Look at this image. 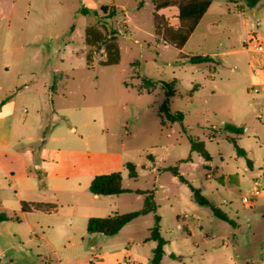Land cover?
<instances>
[{
  "label": "rangeland",
  "instance_id": "374dc122",
  "mask_svg": "<svg viewBox=\"0 0 264 264\" xmlns=\"http://www.w3.org/2000/svg\"><path fill=\"white\" fill-rule=\"evenodd\" d=\"M112 3L116 15L102 19L101 8ZM215 6L217 14L210 13L180 50L157 40L152 0H0V213H13L9 205L17 202L11 173L37 176L42 139L53 134L95 138L97 148L124 153L139 174L126 175L124 186L153 193L158 205L156 214L113 237L88 234L83 224L65 240L61 231L80 220L64 218L59 227L56 216L44 215L55 227L47 237L53 248L34 235L28 242L24 224L9 229L0 223V264H150L155 215L168 241L162 264H229L232 258L264 264V199L252 208L242 200L264 170V92H252L258 88L249 79L256 55L244 46L248 38L264 37V3L251 8L246 0H217ZM98 22L117 33L118 64L104 65L103 51L88 59L85 31ZM197 56L212 61L189 60ZM149 82L154 88L147 91ZM163 106L182 114V122L163 125ZM190 138L205 143L210 163L192 151ZM229 139L247 152L251 167ZM174 167L229 221L198 204L188 185L168 171ZM18 193L46 197L61 204L62 213L82 203L46 185ZM144 198L133 192L116 206L120 213L138 211ZM16 230L21 243L12 236Z\"/></svg>",
  "mask_w": 264,
  "mask_h": 264
},
{
  "label": "crops",
  "instance_id": "0c3cea01",
  "mask_svg": "<svg viewBox=\"0 0 264 264\" xmlns=\"http://www.w3.org/2000/svg\"><path fill=\"white\" fill-rule=\"evenodd\" d=\"M235 1L237 0H233V1L230 0V2H235ZM216 3L217 0H215L212 3L208 12L202 18L200 24L210 13L217 14V12L219 11L217 7L219 6H215ZM262 3H264V0H260L257 3V5H255V7H258ZM112 7L117 8V5L112 3ZM239 10L245 12L246 8L242 6L240 7ZM165 12H167V15L163 14ZM159 14L163 15L168 20L170 17L173 18L176 24L173 25L171 24L172 22L169 21L171 22L170 24L174 27L178 26L179 10L177 7H169L166 9H162L159 11ZM200 24L198 26H200ZM255 60H256V64L252 67V72H250L249 74V79L252 81V83H254L255 86H258V88H264V71L260 69V63L257 59V56ZM7 69L8 67L4 68L5 71H7ZM262 92H264V90H262L258 94V97L261 96ZM262 98H264V95L261 96V99L259 101L260 103L263 101ZM2 106H5V104L3 103ZM2 106L0 108H2ZM42 140L43 143H45V145L40 150V165L38 168L39 174L37 176H31L30 174H26L17 177L13 175V173H11L12 177L10 178L9 182L12 184V186L17 192L16 193L17 202L16 203L13 202L12 204L9 205L10 208H12L11 210L13 213H6L13 219L3 222V223H8L9 229H14V226H11L14 222L24 224L28 230V237H29L28 242L31 241V238L34 235L37 236V238L40 241L47 243L49 246H51L50 241H48L47 237L50 236L48 235L49 231L54 230L55 227L43 218L44 215L56 216L57 220L55 223H57L56 225H58L59 227L60 224L63 223L62 221L64 218L69 217L70 220H75V221L79 219L81 225L77 223L75 225V223L72 224L69 222L68 223L69 230L61 231V238H64L65 240H69L73 236H76L75 235L76 228L77 229L80 228V230H82L83 224L87 226V222L90 218L107 217L114 213H120L118 211L119 210L118 207L116 206V203L119 202V197L133 193V189L124 186V188L132 190V192L118 196L105 197V196H96L92 194L90 192V186L93 179L99 175H109L113 173L122 172L123 177H125L126 175L128 176V173L124 170V164L128 162L124 153L120 151L112 152L109 149L97 148L96 143L98 142V139L95 138L93 139V141H91L90 138H85V137H80L77 139H71V138L69 139L64 135L56 136V134H53L49 139L44 137ZM79 141L80 143H84V144L80 145L78 143ZM55 143H63L65 145H63L64 147H58L55 145ZM179 174L184 177L183 173H179ZM174 180L178 181L179 177L174 176ZM45 185L47 186L48 190L54 193H59L60 196H63L65 194H71L77 197L78 200L81 201L82 203L81 204L71 203L69 204L70 210L68 212L62 213L63 207L61 206V204L60 205L52 204L51 201L46 199V197L44 199H42V197H39V199H23L20 197L18 193L20 192V190H22L25 193L36 192L40 190V186H45ZM123 185H124V180H123ZM134 192L136 193V191ZM136 194L141 196V194L138 193ZM23 202L43 204L49 207L51 211L49 212L34 211L32 213H22L21 208ZM17 212H19V215L16 214ZM75 212L78 213L77 217L72 214ZM18 232H19L18 230L14 231L12 233V236L15 238L16 243L18 242L21 243L22 241H17L18 238H21L19 237ZM20 236H22V234H20ZM79 236H81V234ZM166 247H165V251H166ZM51 248L53 247L51 246ZM227 248H229V245L227 246ZM123 264H127V263H123ZM229 264H238V263L232 258L230 259ZM246 264H249V262L246 261Z\"/></svg>",
  "mask_w": 264,
  "mask_h": 264
},
{
  "label": "trees",
  "instance_id": "16d2710c",
  "mask_svg": "<svg viewBox=\"0 0 264 264\" xmlns=\"http://www.w3.org/2000/svg\"><path fill=\"white\" fill-rule=\"evenodd\" d=\"M215 0H152L154 7V31L157 40L169 46H173L182 50L187 44L192 34L196 31L202 18L208 12L210 6ZM233 1V0H232ZM249 7H255L260 0H246ZM169 7H177L179 10L177 27L172 26L169 20L163 15L159 14V11ZM103 14L102 19L111 18L116 15L117 10L115 7L103 6L101 8ZM85 44L90 48L88 55L89 61L92 60L94 54L103 51L107 60L103 62L104 65H115L120 61V49L118 45V38L116 32L108 33L106 27L98 22L95 25L88 27L85 31ZM192 63L200 64L212 61L211 57H189ZM149 86L146 87L147 91L153 89L154 83L149 82ZM169 88L168 95L173 96L174 92ZM162 117V123L164 124H176L182 122V114H171L166 106H163L160 110ZM228 131L242 135L245 129L237 126H229L226 128ZM191 149L193 152L200 155L203 159L210 162L211 156L206 150L205 143L199 140L189 139ZM234 144L237 154L244 157L247 160L249 167L252 166L251 160L248 158V154L244 149H241L235 139H229ZM124 170L128 173L129 178L137 179L139 174L137 166L131 162L124 164ZM168 171L172 172L175 176L179 177V180L188 185L193 193V199L200 205L211 206L214 214L220 219L229 221L228 217L224 215L220 209L212 206L208 200L202 195L201 190L195 188L190 182H188L183 176L179 174L178 168H170ZM123 173H113L109 175L96 176L90 186V192L96 196H118L125 193L132 192V190L124 188L123 185ZM134 192V191H133ZM136 193L145 196L144 206L142 209L129 213H114L107 217H93L87 222L88 234H101L104 236L113 237L118 235L124 227L132 223L134 220L147 216L149 214H156L158 211V205L155 201L154 195L151 192L136 191ZM22 213H32L34 211L49 212L51 209L43 204L37 203H22ZM13 219L6 213H0V223ZM149 241L156 242V248L152 252L150 264H162V261L166 255L165 247L168 241L162 236L161 233V218L155 215L154 226L150 230ZM175 258L174 255H172Z\"/></svg>",
  "mask_w": 264,
  "mask_h": 264
},
{
  "label": "built area",
  "instance_id": "2783aa9c",
  "mask_svg": "<svg viewBox=\"0 0 264 264\" xmlns=\"http://www.w3.org/2000/svg\"><path fill=\"white\" fill-rule=\"evenodd\" d=\"M245 48L257 56L260 69L264 71V37H257L255 35L249 38L245 44ZM262 90H264V88H255L252 92L259 94ZM262 110L264 112V108ZM259 199H264V170H260L258 178L254 181L253 188L248 194L244 195L242 200L247 207L252 208Z\"/></svg>",
  "mask_w": 264,
  "mask_h": 264
}]
</instances>
